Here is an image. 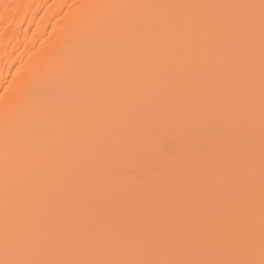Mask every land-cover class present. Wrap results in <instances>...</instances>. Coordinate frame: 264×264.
<instances>
[{
  "label": "bare ground",
  "instance_id": "6f19581e",
  "mask_svg": "<svg viewBox=\"0 0 264 264\" xmlns=\"http://www.w3.org/2000/svg\"><path fill=\"white\" fill-rule=\"evenodd\" d=\"M264 0H0V264H260Z\"/></svg>",
  "mask_w": 264,
  "mask_h": 264
},
{
  "label": "snow or ice",
  "instance_id": "6c2138e0",
  "mask_svg": "<svg viewBox=\"0 0 264 264\" xmlns=\"http://www.w3.org/2000/svg\"><path fill=\"white\" fill-rule=\"evenodd\" d=\"M245 264H250V262H245ZM260 264H264V260H262Z\"/></svg>",
  "mask_w": 264,
  "mask_h": 264
}]
</instances>
